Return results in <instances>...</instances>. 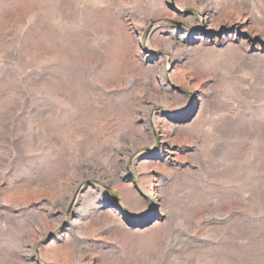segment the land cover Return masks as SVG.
Returning <instances> with one entry per match:
<instances>
[{
	"label": "rangeland",
	"instance_id": "obj_1",
	"mask_svg": "<svg viewBox=\"0 0 264 264\" xmlns=\"http://www.w3.org/2000/svg\"><path fill=\"white\" fill-rule=\"evenodd\" d=\"M0 264H264V0H0Z\"/></svg>",
	"mask_w": 264,
	"mask_h": 264
},
{
	"label": "bare ground",
	"instance_id": "obj_2",
	"mask_svg": "<svg viewBox=\"0 0 264 264\" xmlns=\"http://www.w3.org/2000/svg\"><path fill=\"white\" fill-rule=\"evenodd\" d=\"M111 213H113L114 211H110Z\"/></svg>",
	"mask_w": 264,
	"mask_h": 264
}]
</instances>
